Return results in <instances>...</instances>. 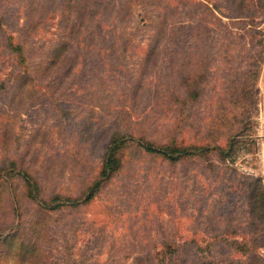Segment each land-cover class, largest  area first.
Returning a JSON list of instances; mask_svg holds the SVG:
<instances>
[{
  "label": "rangeland",
  "instance_id": "obj_1",
  "mask_svg": "<svg viewBox=\"0 0 264 264\" xmlns=\"http://www.w3.org/2000/svg\"><path fill=\"white\" fill-rule=\"evenodd\" d=\"M137 2L92 21L84 0H0V264L243 256V175L264 186V0ZM164 16L177 25L143 66ZM119 133L200 151L171 162L129 140L104 178Z\"/></svg>",
  "mask_w": 264,
  "mask_h": 264
},
{
  "label": "trees",
  "instance_id": "obj_2",
  "mask_svg": "<svg viewBox=\"0 0 264 264\" xmlns=\"http://www.w3.org/2000/svg\"><path fill=\"white\" fill-rule=\"evenodd\" d=\"M86 4V8L93 7L92 15H89V20H94L98 15H100V11H106L108 12V15H113L115 12H117V16L122 14V18H133V10L136 5H140L137 0H84ZM139 1V0H138ZM117 8V10H116ZM64 12V10H62ZM167 16H164L162 18V22L157 24V31L156 34L159 37V40L157 42L156 46L149 47V50L147 53H145V56L142 57L141 60H143V66H151L153 60H156V56L158 52L161 53L160 48V42L162 40L171 39L169 37L172 36L170 34L176 27L177 21H168L166 20ZM102 24L103 22L100 21ZM200 22H198L199 24ZM79 30H83L82 27ZM192 30H194L192 28ZM71 35H73V32H70ZM155 34V36H156ZM69 45V44H65ZM64 46V49H65ZM78 46H81V43L78 44ZM162 47V46H161ZM64 53V52H63ZM173 55V54H172ZM56 59V58H55ZM54 59V60H55ZM140 60V61H141ZM158 61V60H157ZM156 61V62H157ZM155 62V65H156ZM148 63V65H147ZM173 64H170V67ZM101 66L104 68L106 65L103 62ZM148 71V68H147ZM175 73V72H173ZM195 74H193L194 76ZM143 76H149L147 72H144ZM170 76H173L172 73H170ZM188 76H192L191 74H188ZM131 140L134 142V144L141 149L142 152L150 153V154H156L160 155L163 158H166L167 160H170L171 162H175L177 160H180L184 155L187 153H194L197 155V153L200 151V146L198 143L190 144L186 147H183V145H180L181 143L176 142L174 143L170 141L165 142L164 144H160V146H145L143 142V138L138 137V140L133 139V136L130 134H115L111 136V139L109 140L106 150L104 153V158L102 161V165L100 167V174L104 178L111 176V173L119 171V168L121 166V163L123 162L121 158V152L125 151L128 147V141ZM142 140V141H140ZM149 141V140H147ZM130 143V142H129ZM189 147L190 150H186L184 148ZM204 151V150H203ZM122 161V162H121ZM244 178L242 180V193L245 197L246 205H247V227L245 228V232L247 235H242L241 240H238L236 238H232V240L229 241L231 246L235 248V251H239L240 253L243 252V256H239L238 260H235V263L238 264H264V257L258 253V248H264V186L262 185L261 178L260 177H254V176H246L243 175ZM103 179V178H101ZM30 179L27 178L26 185L30 187H34V184L29 182ZM100 180L92 182V184H89L87 189V196L85 199H91L95 191L98 189L97 184ZM45 201V200H43ZM233 232V230H231ZM230 231V232H231ZM226 235H227V231ZM228 231V234L230 233ZM215 237V236H214ZM242 254V253H241ZM164 261V259H163ZM232 263H234L232 261Z\"/></svg>",
  "mask_w": 264,
  "mask_h": 264
}]
</instances>
